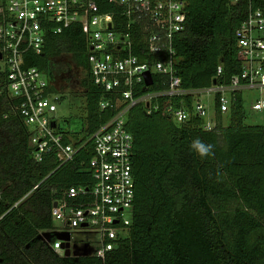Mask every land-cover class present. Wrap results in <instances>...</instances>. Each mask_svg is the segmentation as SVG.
<instances>
[{
    "label": "trees",
    "instance_id": "obj_1",
    "mask_svg": "<svg viewBox=\"0 0 264 264\" xmlns=\"http://www.w3.org/2000/svg\"><path fill=\"white\" fill-rule=\"evenodd\" d=\"M94 1L100 12L116 8L110 0ZM184 1L183 28L172 38L173 69L180 85H210L218 63L222 70L216 80L227 82L240 66L233 28L245 14V0ZM135 39L139 46L132 52L141 60L157 58L145 53L139 33ZM85 51L79 28L70 25L59 33H46L39 53L26 52V65L41 69L54 92L62 90L53 85L56 77L67 83L72 71L81 70L83 114L77 119L58 117L55 123L68 134L64 141L86 140L112 113L111 107L98 108L101 97L113 95L91 83ZM165 82V75L154 72L152 83L138 84L134 94L162 89ZM179 99L158 96L149 111L141 102L126 111L124 126L132 136V207L126 235L100 259L93 254L58 255L50 247L55 237L38 234L52 226L50 202L58 191L89 182L90 140L73 160L56 168L51 154L35 161L27 144V126L1 93L0 264H264V123L243 122L245 109L238 92L224 114L213 98L210 129L202 128L201 119L193 114L175 122L164 106L177 105ZM191 99L183 97L187 108ZM223 115L228 116L226 124Z\"/></svg>",
    "mask_w": 264,
    "mask_h": 264
},
{
    "label": "built area",
    "instance_id": "obj_2",
    "mask_svg": "<svg viewBox=\"0 0 264 264\" xmlns=\"http://www.w3.org/2000/svg\"><path fill=\"white\" fill-rule=\"evenodd\" d=\"M110 1L116 8L100 12L94 0H0V94L27 126V144L35 161L51 154L56 168L73 160L77 150L90 140L91 153L86 161L89 182L64 186L51 200L49 215L51 221L59 220L63 229L96 230L99 245L92 254L100 259L127 233L134 181L130 164L132 136L124 122L131 105L146 103L149 111L156 107L158 96H179V103H167L164 111L175 122H184L193 114L201 119L202 128L210 129L214 125V109H207L201 93H212L219 113L224 114L236 92L242 98V89L256 88L259 94L248 108L264 117V0H245V14L233 28L239 70L227 82H219L216 77L222 68L218 63L214 83L198 88L182 87L173 69L172 38L183 28L184 0ZM70 25L77 26L82 34L91 83L113 95L112 99L98 100L99 109L112 108L111 115L86 140L76 142L64 141L63 135L68 134L56 129L58 117L54 113L59 93L50 89L41 69L26 65V52L39 53L46 33H59ZM137 33L145 53L157 55L156 59L141 60L132 52L133 47L139 46ZM145 71L151 75V83L152 73L165 75V87L134 94L138 84H151L143 81ZM185 95L192 97L189 108L183 102ZM43 178L9 208L24 199ZM52 229L53 224L39 232L51 233ZM50 247L63 256L59 240L54 238Z\"/></svg>",
    "mask_w": 264,
    "mask_h": 264
},
{
    "label": "rangeland",
    "instance_id": "obj_3",
    "mask_svg": "<svg viewBox=\"0 0 264 264\" xmlns=\"http://www.w3.org/2000/svg\"><path fill=\"white\" fill-rule=\"evenodd\" d=\"M1 68V65H0ZM81 70L76 68L72 71L71 80L66 83L56 77L53 85L59 90L60 98L56 103L55 116L59 118H79L82 113L83 97L80 93L82 90L81 85L78 81L81 77ZM70 86V87H69ZM264 92V91H263ZM242 103L245 109V116L243 122L246 124H259L264 123V117L261 114L253 113L249 110V102L256 98L259 91L256 88H244L241 90ZM200 99L205 103L209 111L213 107V94L210 92H203L200 95ZM224 124L228 121V116L223 115L222 120ZM53 229L51 234L60 242L67 241L69 248V255L76 257L81 255L92 254L93 251L98 247V234L97 231L92 228H80L74 227L69 229L60 228L59 220H52ZM42 238H47L48 233L38 232Z\"/></svg>",
    "mask_w": 264,
    "mask_h": 264
},
{
    "label": "water",
    "instance_id": "obj_4",
    "mask_svg": "<svg viewBox=\"0 0 264 264\" xmlns=\"http://www.w3.org/2000/svg\"><path fill=\"white\" fill-rule=\"evenodd\" d=\"M107 26H109V23H107ZM143 81L145 83V85H148L151 83V75L149 74L148 71H145L143 73ZM212 83H214V79L211 80ZM50 125H54L53 121H50ZM54 204V203H53ZM68 242L64 241L61 242V248H63V256H68L69 255V248H68Z\"/></svg>",
    "mask_w": 264,
    "mask_h": 264
}]
</instances>
